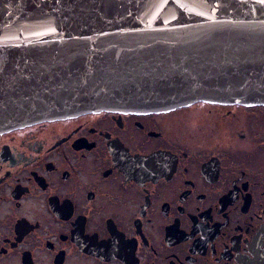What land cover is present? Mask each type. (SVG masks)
Here are the masks:
<instances>
[{"label": "flooded vegetation", "instance_id": "af4514ba", "mask_svg": "<svg viewBox=\"0 0 264 264\" xmlns=\"http://www.w3.org/2000/svg\"><path fill=\"white\" fill-rule=\"evenodd\" d=\"M0 264H264V103L0 132Z\"/></svg>", "mask_w": 264, "mask_h": 264}, {"label": "water", "instance_id": "95a60500", "mask_svg": "<svg viewBox=\"0 0 264 264\" xmlns=\"http://www.w3.org/2000/svg\"><path fill=\"white\" fill-rule=\"evenodd\" d=\"M201 100L264 103L260 0H0V132Z\"/></svg>", "mask_w": 264, "mask_h": 264}, {"label": "snow or ice", "instance_id": "6c2138e0", "mask_svg": "<svg viewBox=\"0 0 264 264\" xmlns=\"http://www.w3.org/2000/svg\"><path fill=\"white\" fill-rule=\"evenodd\" d=\"M261 3H264V0H260Z\"/></svg>", "mask_w": 264, "mask_h": 264}, {"label": "bare ground", "instance_id": "6f19581e", "mask_svg": "<svg viewBox=\"0 0 264 264\" xmlns=\"http://www.w3.org/2000/svg\"><path fill=\"white\" fill-rule=\"evenodd\" d=\"M7 131V130H6Z\"/></svg>", "mask_w": 264, "mask_h": 264}]
</instances>
